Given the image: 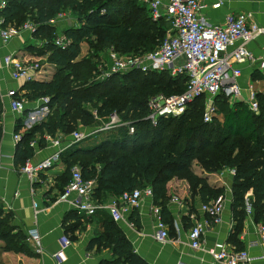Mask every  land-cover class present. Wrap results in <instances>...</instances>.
I'll return each instance as SVG.
<instances>
[{"label": "trees", "instance_id": "obj_1", "mask_svg": "<svg viewBox=\"0 0 264 264\" xmlns=\"http://www.w3.org/2000/svg\"><path fill=\"white\" fill-rule=\"evenodd\" d=\"M6 1L7 5L0 8L3 26L20 27L18 22L24 21L23 13L28 12L30 16L26 20L36 26L33 35L43 42L38 48L29 42L27 51L38 57L46 56V63L54 68L49 79L29 80L23 86L26 91L21 95L23 100L48 97L49 113L44 120L25 130L17 146L16 163L24 165L34 155L36 146L43 147L46 134H62L61 141H69L78 123L88 125L97 117L109 118L117 113L122 121L134 126V132L130 134L126 125L113 126L63 148L59 159L67 164L69 172L60 193L70 179L71 167L78 165L83 178L95 180L93 198L97 202L150 187L163 221L173 225L166 206L170 198L167 183L188 173L195 155L212 150L222 164L233 171L230 207L234 226L229 242L240 251L237 236L247 209L254 221L264 222V93H257L258 112L251 111L244 101L228 103L224 96L218 95L214 100L215 113L211 120L204 121V97L199 96L178 116H161L152 124L146 119L149 98L160 93H181L187 76H172L166 70H131L98 80L97 59L100 52L109 47L121 54H140L155 49L167 35L168 21L164 18L154 20L138 0ZM64 4L70 6L79 19L76 26L63 30L70 42L59 48L53 43L57 31L48 21ZM83 41H88L93 48L94 60H77ZM24 127L18 123V131ZM3 134L0 126V153ZM32 140L36 141L35 147L30 145ZM188 189L192 195L190 199L197 195L202 203L223 195L221 189L205 178H195ZM98 212L102 214L103 229L92 242L112 252V258L101 264H147L133 250L110 214L106 210ZM71 214L76 220L83 217L75 211ZM12 219V214L0 207V239L6 251L27 254V236ZM131 221L133 225L138 222L135 211L131 213Z\"/></svg>", "mask_w": 264, "mask_h": 264}, {"label": "built area", "instance_id": "obj_2", "mask_svg": "<svg viewBox=\"0 0 264 264\" xmlns=\"http://www.w3.org/2000/svg\"><path fill=\"white\" fill-rule=\"evenodd\" d=\"M149 10L154 20L164 18L170 23L166 37L159 46L151 51L140 54H121L114 48H107L106 52L97 59L98 80H104L113 74L125 73L131 70L168 71L170 75L185 74L187 81L185 89L181 93L169 95L157 94L149 98L147 107L148 119L152 124L161 116H178L183 113L187 105L196 97H204V121L211 120L215 113L214 100L222 95L226 99L233 100L242 98V86L240 83L241 65L247 62H257V67L264 78V58L257 59L249 48V43L258 36L264 35V27L259 26L245 12H232L225 15L223 22L217 25L209 23L200 14L206 6L205 0H138ZM7 5L6 0H0V8ZM219 3L214 4L218 7ZM59 16L61 13L58 14ZM35 25L27 20L20 27L10 24L3 26L0 18V36L4 42L22 35L25 32L35 31ZM70 39L62 32H56L53 43L59 48L68 45ZM264 50V45L262 46ZM4 64L12 69V78L16 81H29L41 72L39 60H25L8 55L4 58ZM247 97L243 100L253 112H258L257 90L254 85L248 84ZM10 107L14 112L23 113L26 109L24 100L18 89H10ZM48 97L41 98V103L46 105ZM37 109H32L36 111ZM34 114L30 120H34ZM116 125H126L128 132H134V126L129 122L122 121L116 113L109 116L107 123L97 129L103 130ZM75 130L71 133V140L67 145L92 135ZM45 141L56 148L54 153L46 159L34 163L28 158L22 167L30 180L42 170L52 166L59 159L62 151V134L51 136L46 134ZM19 135H15L18 142ZM30 145L35 147L36 141ZM71 176L64 186L59 200L66 202L68 206L83 217H91L99 210H106L116 222L123 220L125 214L131 209L138 208L145 198L151 201V211L155 220L154 238L160 242L169 240L168 229L161 217L159 206L153 202V192L150 187L137 188L123 192L119 197L109 198L108 201L99 203L93 198L96 186L94 179H85L77 165L71 167ZM173 202L179 203L177 198ZM225 195L207 203H201V211L205 214L203 220L196 221L188 230V239L193 249L201 248L203 234L206 225L222 222V213L225 206ZM131 225H133L131 223ZM262 241H264V224L258 226ZM41 236L37 228L27 231V241L33 245L35 253H41ZM71 244L66 238H61L60 248L54 254L57 261H64V249ZM212 257L210 264H249L250 257L246 250L237 251L224 242H216L209 251Z\"/></svg>", "mask_w": 264, "mask_h": 264}, {"label": "crops", "instance_id": "obj_3", "mask_svg": "<svg viewBox=\"0 0 264 264\" xmlns=\"http://www.w3.org/2000/svg\"><path fill=\"white\" fill-rule=\"evenodd\" d=\"M166 1V0H164ZM219 3L218 7L214 4ZM206 6L200 14L214 25L223 22L226 14L232 12H245L259 25L264 27V0H205ZM32 37L28 38L31 39ZM32 44V42L30 41ZM27 34L16 36L9 42H4L0 36V126L3 128L0 153V207L13 216L12 222L27 236L30 228H37L41 236V253H35L33 245L27 241L29 253L6 251L5 243L0 239V264H101L112 258L108 247L92 242L102 231V214L96 213L92 217L72 218V209L66 202L60 201V190L67 179L68 167L62 160L54 161L51 167L39 171L32 180L22 171L23 165L16 163L17 146L32 124L45 119L48 108L42 103H33L26 106L23 113L14 112L10 107V89H18L20 96L25 94L23 89L27 81H16L12 78V69L4 64V58L14 55L25 60H39L38 56L26 50L30 44ZM264 35L258 36L249 43L253 55L259 59L264 58ZM46 61V59H45ZM41 64V60H39ZM257 62H247L241 65L240 83L243 91H247L248 84H253L258 92L264 93V78L257 67ZM53 66L46 63L41 66V72L32 80L49 79L50 69ZM53 72V70H52ZM247 94V92H246ZM242 100L246 97L242 96ZM40 106V107H39ZM39 109H38V108ZM36 111H31L32 109ZM27 111V113H26ZM34 114V120L30 115ZM27 126L18 131V123ZM15 135H19L18 142ZM37 140V138H36ZM63 147L67 141L62 142ZM56 148L49 142L43 147L36 146L31 157L34 163L49 158ZM232 180V178H231ZM231 186V183H230ZM171 181L167 183V195L170 196L167 208L170 212L173 225L166 223L169 240L160 242L155 239V220L151 211V201L144 199L138 208L131 209L118 223L125 236L131 242L133 250L147 264H210L212 257L209 251L216 242H224L229 247H235L229 242L234 222L231 217L230 187L225 194V206L222 213V222L206 225L200 249H193L188 239V230L196 222L204 219L201 211L199 196L193 199H183L176 189H170ZM175 187V186H173ZM182 188V186H177ZM184 193L188 191L183 190ZM177 198L179 203L173 202ZM137 214V224L131 225V213ZM241 232L237 238L241 243V250H246L249 264H264V241H262L258 226L264 222H256L249 208ZM71 241L64 249L65 260L57 261L54 254L59 250L61 238ZM122 264V263H118Z\"/></svg>", "mask_w": 264, "mask_h": 264}, {"label": "rangeland", "instance_id": "obj_4", "mask_svg": "<svg viewBox=\"0 0 264 264\" xmlns=\"http://www.w3.org/2000/svg\"><path fill=\"white\" fill-rule=\"evenodd\" d=\"M59 13H61L60 16L58 15ZM23 16H24V19L25 18L27 19V17H29L30 15L28 12H25V13H23ZM26 19L24 21H21L22 24H21V22H18V24L23 25L25 22H27ZM78 19H79V16L72 10V8L70 6H68L67 4H64L61 7V9L59 10V12L51 20L48 21L49 22L48 25L51 26L54 30H56L58 32H60V31L63 32V30H65V28H67V27L76 26L78 24ZM13 25H15V24H13ZM34 32H32V33L25 32L24 34L18 35V36H23V35L27 34L28 42L31 41L32 44L37 48L41 47V43L43 42V39L39 38L37 36H34L33 35ZM30 37H32V38L28 39ZM26 50H27V48H26ZM106 50L107 49L102 50L98 56L104 54L106 52ZM92 52H93V48L90 46L88 41H83L80 45V53L77 57V60H80V59L94 60L95 57H92L93 56ZM38 59L41 60V66L43 65V67H44L46 65V61H45L46 56L39 57ZM45 69H50V73H52V70H54L53 67L52 68L45 67ZM51 76H52V74L49 76V78ZM246 92L242 90V96L243 97H247ZM242 99L243 98H238V99H233V100L227 99V101H228V103H232V102H236V101H243ZM24 102H25L26 106H29L30 104H33V103H38V104L41 103V99L29 101V100H27V98H24ZM201 112H202V110H201ZM26 113H27V111H26ZM118 117L121 119L120 116H118ZM107 120H109V118L97 117L96 120H94L91 124H88V125H82V124L78 123L75 126L73 131L78 130V131H82L84 134H89L92 130H97V129L103 127L107 123ZM116 126H119V125H116ZM110 128H112V127H110ZM110 128H108L107 130H109ZM100 131H103V130H97L95 133L100 132ZM95 133H93L92 135H94ZM79 161H80V159H78L76 161V164H78ZM232 173H233V171L231 169L226 168L222 164L220 157L218 156V154L216 152H214L212 150H210V151L206 150L204 152L198 153L197 155H195L193 157V159L190 162L188 173L184 174V176H181L180 178L174 177L170 180L171 181L170 189L173 188V190H174L177 188L176 191L178 193L182 194L181 197L183 199H186V198L190 199V197H192V195H191V193H189V189H188L189 184L191 182H194L195 178L199 177V178H205L209 184L216 186L218 189H221L223 195H225L228 191V188L230 187ZM186 179H188V181ZM178 185L182 186V188L177 187ZM173 186H175V187H173ZM183 190H185V191L187 190L188 193L185 194Z\"/></svg>", "mask_w": 264, "mask_h": 264}]
</instances>
